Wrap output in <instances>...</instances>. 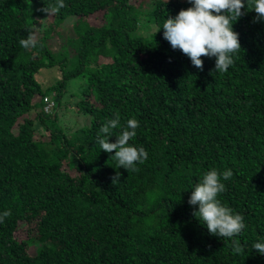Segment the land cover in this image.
Segmentation results:
<instances>
[{"label": "trees", "instance_id": "trees-1", "mask_svg": "<svg viewBox=\"0 0 264 264\" xmlns=\"http://www.w3.org/2000/svg\"><path fill=\"white\" fill-rule=\"evenodd\" d=\"M50 3L0 0V211L10 213L0 223V264H264L252 249L264 239V22L242 8L233 24L241 49L218 72L214 57L196 68L162 37L164 18L188 0H154L150 36L137 32L135 0H64L56 13L43 12ZM70 16L78 60L68 69L50 39ZM42 21L38 46L25 50L18 41ZM56 65L61 78L44 88L41 71ZM76 77L83 84L75 106L91 123L49 126ZM50 92L54 114L44 110ZM39 107L46 132L37 137L31 112ZM117 115L109 142L129 118L139 122L130 143L148 156L134 171L113 168V153L96 143ZM211 168L233 171L217 198L244 218L234 237L240 255L187 202ZM21 221L27 234L19 238Z\"/></svg>", "mask_w": 264, "mask_h": 264}, {"label": "clouds", "instance_id": "clouds-1", "mask_svg": "<svg viewBox=\"0 0 264 264\" xmlns=\"http://www.w3.org/2000/svg\"><path fill=\"white\" fill-rule=\"evenodd\" d=\"M189 6L179 10L175 16L164 18L162 37L168 41L173 49H179L190 59L196 68L202 67V56L214 57V69L218 72L226 71L233 65L236 53L241 49L239 34L233 30V24L241 17L242 8L250 7L256 13L254 21L264 22V0H188ZM45 5V4H44ZM64 7V0H54L41 10L48 14L56 13ZM158 29V30H159ZM25 50L38 46L34 34L29 33L26 38L18 41ZM120 117L107 119L99 128L96 143L100 150L113 153L115 167L125 170H136L148 156L143 146L130 143L136 136L139 122L132 117L121 127L119 134L115 135L114 142H109L112 129L119 125ZM114 150V152H113ZM233 175L231 168L218 171L211 168L203 173L199 181L191 188L188 204L195 205L194 215L206 227L209 234L231 240L232 252L240 255L241 244L234 239L246 227L243 216L224 205L217 198L225 185L222 181ZM119 176V173H116ZM7 209L0 211V223L9 216ZM252 249L257 254L264 255V239L253 242Z\"/></svg>", "mask_w": 264, "mask_h": 264}, {"label": "rangeland", "instance_id": "rangeland-1", "mask_svg": "<svg viewBox=\"0 0 264 264\" xmlns=\"http://www.w3.org/2000/svg\"><path fill=\"white\" fill-rule=\"evenodd\" d=\"M138 7L139 14V25L137 32L141 35L150 36L154 31L155 26L149 24L148 22V12L150 10L151 4L154 0H135ZM142 3V5L140 4ZM100 17V16H99ZM77 16L68 17L62 25L61 33L59 35L54 34L51 37L50 42L54 49L55 55L59 58V56L63 53L67 55L68 58V69L73 68L77 63V56L75 55V50L70 42L72 38L73 30L72 26L75 22ZM47 24L42 21L37 24L34 36L38 38L45 34V29ZM41 75L44 79V88L50 87L57 83L58 79L62 76V70L60 65H56L51 68H45L41 71ZM83 84V77H76L69 80L68 85L61 97V103L58 107V116L56 120H52L47 122V124L51 127L54 125H59L65 128L67 131L76 129L83 125H89L91 123L92 117L88 114L80 113L76 106L75 102L77 100V95L75 92L81 88ZM51 100L55 102L54 92H50L49 95ZM40 99L39 97L37 98ZM41 107L32 110L31 116L37 117L35 121V131L36 136L40 137L46 131L45 125L41 122L37 116L40 112ZM27 234V226L26 223L21 221L19 223V227L17 230V236L19 238L24 237ZM37 247H33L32 251H36Z\"/></svg>", "mask_w": 264, "mask_h": 264}, {"label": "built area", "instance_id": "built-area-1", "mask_svg": "<svg viewBox=\"0 0 264 264\" xmlns=\"http://www.w3.org/2000/svg\"><path fill=\"white\" fill-rule=\"evenodd\" d=\"M44 100H45V105H44L45 112L54 114L55 102L51 100L49 96H46Z\"/></svg>", "mask_w": 264, "mask_h": 264}]
</instances>
